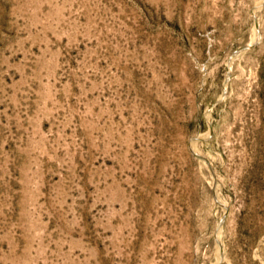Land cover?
I'll list each match as a JSON object with an SVG mask.
<instances>
[{
	"label": "rangeland",
	"instance_id": "1",
	"mask_svg": "<svg viewBox=\"0 0 264 264\" xmlns=\"http://www.w3.org/2000/svg\"><path fill=\"white\" fill-rule=\"evenodd\" d=\"M0 264H264V0H0Z\"/></svg>",
	"mask_w": 264,
	"mask_h": 264
}]
</instances>
